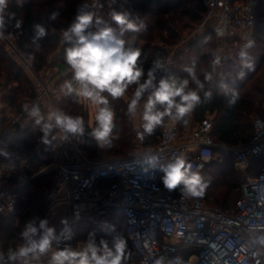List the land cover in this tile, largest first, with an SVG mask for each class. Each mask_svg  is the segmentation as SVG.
<instances>
[{
    "label": "built area",
    "instance_id": "2783aa9c",
    "mask_svg": "<svg viewBox=\"0 0 264 264\" xmlns=\"http://www.w3.org/2000/svg\"><path fill=\"white\" fill-rule=\"evenodd\" d=\"M197 1L206 12L196 32L203 33L208 22L218 18L219 25L212 31L220 42L217 49L225 58L223 65L239 63L235 53L249 36H255L261 0ZM85 5L96 8L98 4L92 0ZM0 40L31 75L36 89V96L23 100L18 112L7 115L0 108L3 158L0 161V217L18 219V195L40 179L52 177V186L44 193L49 204L47 219L55 217L59 209L66 211V219L55 229L57 235L65 228L71 232V239L62 238L59 244H54L53 251L68 245L76 247V234L82 224L105 233L114 216H118L120 236L138 253V264H155L161 256L168 259L180 256L185 264H264V249L249 242L250 230L264 233V161L258 175L247 177L241 185L240 198L231 214L210 206L206 189L199 197L167 191L161 180L163 174L145 164L151 156L166 163L183 155L192 164L193 171L201 173L219 150L225 157H232L247 167L252 158L264 160L263 118L253 120L250 141L234 147L219 145L212 139V116L198 123L189 119L187 126L176 125L171 131L166 122L165 126L158 127V143L150 150L145 148V136L141 139L139 135L143 132L140 120L134 129L138 151L129 157L95 161L81 151L74 139L57 140L53 162L32 171L20 150L33 121L24 111V105L39 103L42 109L43 101L48 100L59 108L54 92L56 73L53 70L35 72L1 31ZM3 118H6L4 124ZM50 255L42 258V264H47Z\"/></svg>",
    "mask_w": 264,
    "mask_h": 264
},
{
    "label": "trees",
    "instance_id": "16d2710c",
    "mask_svg": "<svg viewBox=\"0 0 264 264\" xmlns=\"http://www.w3.org/2000/svg\"><path fill=\"white\" fill-rule=\"evenodd\" d=\"M100 16L110 26L115 27V22L111 19V12L115 10L109 0H96ZM83 4V0H9L5 11V28L0 30L6 38H15L12 42L17 51L30 63L37 73L50 72L52 67L58 64L68 66L64 62V48L62 46L61 33L74 19L78 6ZM129 13L138 16L146 23V28L140 32H129L126 39L135 41L136 46L142 49L140 63L145 72L152 66L155 59L160 58L165 62L172 57L174 66L161 71L160 76H175L187 78V73L183 71L186 66L195 63L198 74L200 69L207 68L211 55L215 52L217 42L213 36V31H206L196 40L191 39L186 48L180 49L187 34L195 32L203 21L206 9L197 0H128ZM88 10L97 11L89 6ZM116 11V10H115ZM59 12L56 21H49V14ZM98 14V13H97ZM99 15V14H98ZM41 24L48 29V35L41 41V50L36 52L34 46L26 47L34 35V25ZM19 25V26H18ZM208 37L207 43H204ZM8 38V39H9ZM255 47L251 50V59L254 65L253 70L241 68L239 63H226L224 75L226 78H217L212 83L206 84V90L213 93L210 101L199 104L190 121L202 122L208 116H212V139L219 145L229 147L246 144L253 134V117L260 115L264 119V5L259 4L255 36ZM10 40V39H9ZM183 45V44H182ZM181 45V46H182ZM180 49V50H179ZM168 51V52H167ZM170 53H172L170 55ZM53 63H49V59ZM245 72L243 80L237 79V73ZM71 73L65 75L58 85L63 84L65 79H69ZM230 77V78H227ZM201 79L203 77L201 76ZM3 86L4 102L8 104L14 113L20 110V104L25 99H32L36 96L34 81L25 67L17 59L15 54L7 50L0 40V86ZM237 91V99L230 107L228 100L223 94V86ZM135 90L131 86L128 96L114 101L116 111L114 129V139L110 147L106 149L117 157L122 156L135 146L134 143V123L133 117H129L127 112L128 100ZM59 108L73 116H82L86 125V132L80 139H74L81 151L86 155L95 154L96 145L94 139L88 134L90 129V116L83 103L77 102L72 96H64V100L59 104ZM184 125H180L183 127ZM43 133L38 126L31 122L25 141L21 144L20 150L29 163L39 169L41 164L49 165L54 160L57 147V140L49 144L40 142ZM158 128L148 136L145 135V148H154L158 143ZM97 151V150H96ZM215 153L212 163L200 174L207 184L208 195L213 204L209 205L220 209L226 214H231L235 210V203L240 198V187L244 180L238 179L234 171V159L225 157L219 152L226 162H216ZM90 158V157H89ZM3 158L0 156V161ZM262 158H252L249 161L250 169L255 170L258 175L262 164ZM215 171L212 172V169ZM228 179V181L226 180ZM48 180V184L46 183ZM41 183H43L41 185ZM48 185V186H47ZM52 186V177H45L33 183L26 190L22 191L19 198L20 214L18 219H8L0 217V248L6 250L17 238L18 233L30 218H44L47 203L44 198L43 189ZM167 190V189H166ZM169 191V190H167ZM175 195L181 194L179 188L172 190ZM236 192V194H234ZM121 218L114 216L112 224L105 233L94 230L89 224H82L78 228V237L86 240L89 233H94L99 242L105 239L109 247L119 237ZM128 245L131 252L129 264H138V253Z\"/></svg>",
    "mask_w": 264,
    "mask_h": 264
},
{
    "label": "clouds",
    "instance_id": "9594fccd",
    "mask_svg": "<svg viewBox=\"0 0 264 264\" xmlns=\"http://www.w3.org/2000/svg\"><path fill=\"white\" fill-rule=\"evenodd\" d=\"M9 0H0V30L5 28V11ZM59 12L49 14V21H56ZM115 27L105 22L104 18L87 5L78 6L72 22L63 29L61 35L64 48V62L71 72L65 79L61 91L75 98L77 102L86 103L93 110V125L87 126L88 133L101 149L110 147L116 128V111L114 101L126 96L129 88L135 90L128 100L129 117L139 114L143 132L152 135L158 127L166 125L174 128L176 125L187 126L195 108L203 102L210 101L213 93L206 90V84L217 78L224 79L222 72L224 57L218 52H212L207 68L200 69L199 74L195 63L186 66L183 71L187 78L175 76H160L169 64L157 58L145 72L140 59L142 49L135 41L126 39L129 32H140L146 28V23L138 16L129 12H111ZM19 26V25H18ZM223 35V33H220ZM48 35V29L41 24L34 25V35L26 47L34 46L36 52L41 50V41ZM205 37L204 43H207ZM255 41L246 39L235 53L241 68L253 70L251 50ZM201 76L203 79H201ZM244 71L237 73V79L243 80ZM230 78V77H227ZM223 94L229 107L237 99V91L223 86ZM24 111L32 118L34 125L43 133L40 142L49 144L54 140L70 141L80 139L85 135L86 125L82 116H73L63 109L48 106L42 111L39 103L24 105ZM148 168L157 169L165 189L172 191L179 188L185 197L203 196L207 184L199 172L193 171L192 164L185 156L180 155L166 163H160L151 156L145 160ZM203 167V165H201ZM63 223V221H62ZM70 240L71 232L65 228L59 235L56 229L49 226L46 218H34L25 223L17 238L6 250L0 249V264H42V258L49 256L47 264H129L131 252L127 241L117 237L112 247L105 239L97 242L94 233H89L86 240L63 248H56L61 239ZM249 242L258 249H264V233L250 230ZM155 264H185L180 256L168 259L161 256Z\"/></svg>",
    "mask_w": 264,
    "mask_h": 264
},
{
    "label": "rangeland",
    "instance_id": "374dc122",
    "mask_svg": "<svg viewBox=\"0 0 264 264\" xmlns=\"http://www.w3.org/2000/svg\"><path fill=\"white\" fill-rule=\"evenodd\" d=\"M218 23H219V19H218V21H217ZM209 23V22H208ZM201 33L200 32H191L190 34H187V36H186V38L184 39V41H183V45L181 46H179V48L180 49H184V48H186V46H187V44L189 43V41L191 40V39H193V40H196L197 38H199ZM9 38V37H8ZM10 39V41L11 42H15L16 43V39L15 38H9ZM187 42V43H186ZM216 42H217V40H216ZM218 43H220V42H217V46H216V49H215V52H218ZM4 46H5V48L7 49V50H9L8 49V47L9 46H6L5 44H4ZM179 49V50H180ZM168 52V51H167ZM219 53V52H218ZM172 53H170V55H171ZM172 56V55H171ZM171 56H169V59H167V61H166V63H168L169 64V66L168 67H171V66H174V62H173V60H172V57ZM52 60V59H51ZM53 63V61L51 62V64ZM56 66V65H55ZM226 65L224 64V65H222V72H223V74H224V71H225V69H226V67H225ZM52 69H55V71H56V73H57V78H60V79H56V81H55V83H54V92H55V94H56V98H58L59 99V104L60 103H62V101L64 100V96H66L62 91H61V87H62V85L63 84H59L58 85V83H59V80H60V82H61V80H62V78L65 76V75H63L64 74V71L66 70V69H64V70H59V69H57L56 67L54 68V67H52ZM71 73V72H70ZM68 74V73H67ZM66 74V75H67ZM219 79V78H218ZM128 94V93H127ZM126 97V96H125ZM84 105H85V107H86V109L88 110V114H89V116H90V121H91V123L90 124H94V122H93V119H92V117H93V110L91 109V108H89L88 106H87V104L86 103H83ZM50 106H53V105H51L50 104ZM255 118H262V116H260V115H255L254 117H253V120L255 119ZM253 120H252V122H253ZM139 122H140V117H139V114H137L135 117H133V123H134V128H133V132H134V129L138 126V124H139ZM150 149H152V148H150ZM150 149H146V150H150ZM97 150V151H96ZM96 150L94 149V151H95V154H93V155H91V154H87L86 153V155H87V157L89 158V159H93V160H95V161H106V160H110V159H117V158H126V157H129V156H131V155H133L134 153H136L137 151H138V149H137V146L135 145L132 149H130L129 151H126V153L124 154V155H122V156H119V157H117V156H115V155H113V154H110V152L105 148V149H98L97 147H96ZM220 151L219 150H216V153H215V160H216V162H226L228 159H223V156H221L220 155V153H219ZM227 158H232V157H227ZM234 162V171H235V173H236V175L238 176V179H240V180H244V179H246L247 177H252V176H254L255 174H256V171L255 170H251L250 169V165L248 164V166L247 167H243L242 165H239L238 163H236L235 161H233ZM30 166H31V168L33 169L32 171H36L35 170V168L30 164ZM43 166V164H41L40 166H39V168L40 167H42ZM213 171H215V168H213L212 169V172ZM202 177H206L205 175L204 176H202ZM227 181H228V179H226ZM43 183H41V185H42ZM44 184H48V180H47V182L46 183H44ZM48 186V185H47ZM46 189H48L47 187L46 188H44L43 189V193H45V190ZM207 191H208V189H207V187L205 188ZM234 194H236V192L234 193ZM209 202L211 203V205H214L213 204V200H209ZM46 205L48 206L47 207V209H46V212H45V216H44V218H46L47 219V212H48V209H49V204H48V202L46 201ZM66 216H67V213H66V211H64V210H62V209H59V211H58V213H57V215L55 216V217H53V216H50L49 218H48V221H49V225L51 226V227H54V228H57L58 226H60L61 224H62V221H64L65 219H66ZM35 218V217H34ZM34 218H30L29 220H31V219H34ZM119 237H121L120 236V233H119ZM84 239H81V238H79L78 237V232H77V234H76V245L79 243V242H81V241H83Z\"/></svg>",
    "mask_w": 264,
    "mask_h": 264
},
{
    "label": "crops",
    "instance_id": "0c3cea01",
    "mask_svg": "<svg viewBox=\"0 0 264 264\" xmlns=\"http://www.w3.org/2000/svg\"><path fill=\"white\" fill-rule=\"evenodd\" d=\"M90 1H92V0H83V4H86V3L90 2ZM258 1H259V0H258ZM109 2H110V4H111V6H112L117 12H122L123 10L129 12L128 0H109ZM260 4H263V5H264V0H261V1H260ZM87 7H89V6H87ZM93 8H94V7H93ZM94 9L97 11V13H98L99 15H101V14H100V11H99V6H98V5H97V7L94 8ZM217 21H218V18H213L211 21H209V23L207 24V26L204 28L203 33H201L199 36L203 35L206 31L213 30L216 26H218L219 23H218ZM197 29H198V28H197ZM195 32H196V31H195ZM63 45H64V44L62 43V46H63ZM51 62H52V60H51V58H50V59H49V63H51ZM53 67H54V68L56 67L57 69H59V70H61V71L64 70V69H66V70L64 71V74H63V75H66L67 73H70V69H67L65 66H63V65H61V64H58V65L53 66ZM51 70H53V71L56 73L55 69H51ZM56 79H60V78H57V73H56ZM55 81H56V80H55ZM3 96H4L3 86L1 85V86H0V108H2L3 111L5 112V114H7V115L13 114L14 111L12 110V108H11L10 106H8V104H6V103L4 102V97H3ZM48 106H50V103L48 102V100H44V101H43V108H42V111H46ZM2 120H3V124H4V122L6 121V118H3ZM0 156H1V154H0Z\"/></svg>",
    "mask_w": 264,
    "mask_h": 264
},
{
    "label": "water",
    "instance_id": "95a60500",
    "mask_svg": "<svg viewBox=\"0 0 264 264\" xmlns=\"http://www.w3.org/2000/svg\"><path fill=\"white\" fill-rule=\"evenodd\" d=\"M127 244H129V242L127 241Z\"/></svg>",
    "mask_w": 264,
    "mask_h": 264
}]
</instances>
